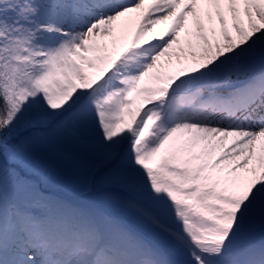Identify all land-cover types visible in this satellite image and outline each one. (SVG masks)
<instances>
[{"label": "snow or ice", "instance_id": "1", "mask_svg": "<svg viewBox=\"0 0 264 264\" xmlns=\"http://www.w3.org/2000/svg\"><path fill=\"white\" fill-rule=\"evenodd\" d=\"M0 264H264V0H0Z\"/></svg>", "mask_w": 264, "mask_h": 264}, {"label": "rangeland", "instance_id": "2", "mask_svg": "<svg viewBox=\"0 0 264 264\" xmlns=\"http://www.w3.org/2000/svg\"><path fill=\"white\" fill-rule=\"evenodd\" d=\"M205 24H206V28H207V21H205ZM217 26L219 27L218 21H217ZM229 26H231V20H229ZM193 30L195 31L194 26H193ZM181 36H182V38L184 37V33L183 32L181 33ZM179 49H180V45H175L174 48L171 50L173 52V60H175V52H178ZM162 59H165L166 60L167 57L162 58Z\"/></svg>", "mask_w": 264, "mask_h": 264}, {"label": "trees", "instance_id": "3", "mask_svg": "<svg viewBox=\"0 0 264 264\" xmlns=\"http://www.w3.org/2000/svg\"><path fill=\"white\" fill-rule=\"evenodd\" d=\"M54 191L61 192V191H64V190L63 189L56 188V189H54Z\"/></svg>", "mask_w": 264, "mask_h": 264}]
</instances>
